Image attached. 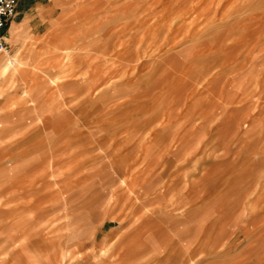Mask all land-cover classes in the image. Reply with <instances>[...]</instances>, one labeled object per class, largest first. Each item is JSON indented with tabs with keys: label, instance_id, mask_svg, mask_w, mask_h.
I'll return each mask as SVG.
<instances>
[{
	"label": "rangeland",
	"instance_id": "obj_1",
	"mask_svg": "<svg viewBox=\"0 0 264 264\" xmlns=\"http://www.w3.org/2000/svg\"><path fill=\"white\" fill-rule=\"evenodd\" d=\"M18 1L0 52V264H264V0ZM175 7L174 35L150 29ZM85 52L104 79L92 98Z\"/></svg>",
	"mask_w": 264,
	"mask_h": 264
},
{
	"label": "crops",
	"instance_id": "obj_2",
	"mask_svg": "<svg viewBox=\"0 0 264 264\" xmlns=\"http://www.w3.org/2000/svg\"><path fill=\"white\" fill-rule=\"evenodd\" d=\"M19 2V1H18ZM90 4H85V6H83V7H81L79 10H78V12L80 13V14H82V15H84V14H86V13H89V12H87V11H91L92 9H90L91 7L89 6ZM87 6H89V7H87ZM20 10L18 9V7H17V13H16V15H15V17L9 22V24H8V26H7V30H6V38L8 39V37L10 36V37H13L14 35H15V33L17 32V26L16 25H14L13 23H16V19L19 17V15H20ZM161 19L163 20V23H164V16H161ZM163 23L162 24H160V25H158V24H153L154 26H150V29H152V30H161V31H165V33H170L169 31H168V29H166V27L163 25ZM253 23V22H252ZM252 23H249L248 25V27H250V25L252 24ZM263 31H260V32H257L256 33V35L258 34H260V33H262ZM94 33V31L91 33V35ZM103 34L104 33H101V34H99L97 37H92V39L89 41V42H93L94 40H95V38H99V37H101V36H103ZM170 35V34H169ZM89 36H83V35H80V37H78L77 38V41H78V43L76 44V42H70V44L72 45V47L73 48H76V49H79L82 45H84L85 44V46H86V39L88 38ZM166 38H168V35H167V37ZM167 39H165V41L164 42H166L167 43V41H166ZM8 41V40H7ZM9 43V42H8ZM76 44V46H74ZM78 45V46H77ZM9 47H11L10 46V44H9ZM171 49V48H170ZM6 53H9V51L8 52H6ZM60 55V54H59ZM77 55V54H76ZM50 57H52V56H50ZM62 59L64 58V57H66L67 59H69V60H71V58H72V55L70 56V53H66V52H64V53H61V56H60ZM94 58V57H98V56H94V55H92V54H90L89 52H85L84 54H81V56H79L78 57V60L80 61V63H79V66L78 65H76L75 67H77L78 66V71H79V69L82 71V69L84 68L85 69V71H83V79L85 80L84 82H85V98H92L91 96L93 95V91H95L96 89H97V85H98V82H100L101 81V83H100V85L104 82V79H103V77H102V74H100V73H96V71L92 68L93 67V65H92V62L90 61V58ZM12 61H16V59L14 58H12L9 62H12ZM22 63V62H21ZM68 66H69V64H68ZM6 69V68H5ZM72 70L75 72V70L72 68ZM72 72V71H71ZM71 74V73H70ZM62 76H64V77H66L64 74L63 75H60V77H62ZM51 82L53 83V85H52V87L53 88H57V87H59L58 86V82L56 81H54L53 79H51ZM122 84V83H121ZM50 85V84H49ZM54 85H55V87H54ZM43 86L41 85V87H40V89L39 90H33V91H31V89L29 90V92L27 91V95H34L35 96V94L37 95V94H40V95H43V97H44V90H43ZM31 91V92H30ZM147 116V115H146ZM145 117V116H144ZM168 120V119H167ZM165 120H164V116H156V117H153V118H146L145 117V120H141V123H140V125H138V127H137V129L136 130H138V128L140 129V132H141V135H152L154 132H157V131H159V129H160V126L162 125V123L164 122ZM93 128H94V126H93ZM163 130L165 129L164 127L162 128ZM133 130V129H132ZM92 130H90V132H91ZM83 133H85V132H83ZM87 135V136H86ZM86 135H84V136H86L87 138L88 137H91L92 135H93V132L92 133H90L89 135L88 134H86ZM107 134H103V135H101V136H98L97 138H96V141H97V144L99 145V147L100 146H102V145H100V141L102 140V138H104V136H106ZM128 135H132L131 133H129ZM74 137H77V136H75V135H71L70 136V138H74ZM80 137H83V136H80ZM91 139H93L92 137H91ZM93 143V142H92ZM92 143H90V146H89V148H88V152H86V155H85V158H86V160L87 161H89V159H87L88 158V156L91 154V153H93V151L94 150H97V147H93V144ZM96 148V149H95ZM125 167V166H124ZM129 170H130V168H128V169H126V172H127V178H125L126 180H127V183H130V181H133L134 180V182H137V178L136 177H133L132 175H130L129 174ZM152 175H154V174H152ZM152 175H150L148 178H145V180L144 181H146L145 182V184H147V186H146V190L147 191H150V190H153V185H154V178L156 177V176H158V175H155V176H152ZM157 178V177H156ZM143 181V182H144ZM142 184V183H141ZM166 184H169V183H166ZM171 206H172V204H170ZM169 205V206H170ZM188 210V209H187ZM128 214V213H127ZM170 247V245L168 244V247L167 248H169Z\"/></svg>",
	"mask_w": 264,
	"mask_h": 264
},
{
	"label": "built area",
	"instance_id": "obj_3",
	"mask_svg": "<svg viewBox=\"0 0 264 264\" xmlns=\"http://www.w3.org/2000/svg\"><path fill=\"white\" fill-rule=\"evenodd\" d=\"M17 7L18 0H0V52L10 51L6 30L17 13Z\"/></svg>",
	"mask_w": 264,
	"mask_h": 264
},
{
	"label": "bare ground",
	"instance_id": "obj_4",
	"mask_svg": "<svg viewBox=\"0 0 264 264\" xmlns=\"http://www.w3.org/2000/svg\"><path fill=\"white\" fill-rule=\"evenodd\" d=\"M141 1V0H140ZM139 1V2H140ZM179 1H183V0H179ZM189 0H184V4L185 3H187ZM193 1V0H192ZM202 2H204V0H201ZM212 1H216V0H212ZM234 1V0H233ZM178 2V1H177ZM249 2V1H248ZM226 3V2H225ZM137 5H139V4H137ZM180 5V4H179ZM214 5V4H213ZM135 8V7H134ZM203 10V9H202ZM214 10V9H213ZM179 12H180V7H175V9L174 10H172V12L170 13L169 12V15L171 16L170 17V22L168 23V25H170V26H168V31L170 32L169 34H175L176 32H177V29L176 28H174V25H175V23L176 22H178V21H175V19L177 18V16L179 15ZM193 14V13H192ZM196 14V13H195ZM214 14V13H213ZM125 15V14H124ZM194 15V14H193ZM203 15V14H202ZM201 16V15H200ZM214 16V15H213ZM212 16V17H213ZM216 17V16H215ZM257 16H251V18L253 19V21L252 22H255V20L256 21H259L257 18H256ZM214 18V17H213ZM212 19V18H211ZM206 24V23H205ZM207 26V25H206ZM205 26V27H206ZM201 31V30H200ZM199 32V31H198ZM166 34V33H165ZM165 39H167V38H165ZM8 52V51H7ZM116 180H117V182H119L121 185H123V183H124V179L122 178V177H116ZM105 186V185H104ZM111 192V191H110ZM109 192V193H110ZM110 197V196H109Z\"/></svg>",
	"mask_w": 264,
	"mask_h": 264
}]
</instances>
